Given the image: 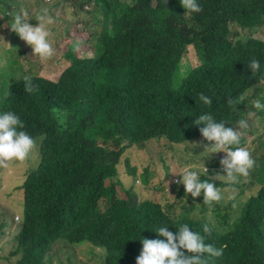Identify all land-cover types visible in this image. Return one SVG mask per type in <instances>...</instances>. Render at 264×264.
Masks as SVG:
<instances>
[{
  "label": "trees",
  "instance_id": "trees-1",
  "mask_svg": "<svg viewBox=\"0 0 264 264\" xmlns=\"http://www.w3.org/2000/svg\"><path fill=\"white\" fill-rule=\"evenodd\" d=\"M37 1L33 25L38 15L69 4V16L93 43V58H77L71 43L61 52L67 67L58 66L61 60L50 65L58 82L41 77L38 58L9 28L23 2L0 0V112L13 111L35 140L25 161L0 166V187L11 172L23 176L14 178L18 205L0 203V264L14 257L16 264H135L139 238L156 239V228L175 232L182 224L221 250L203 264H264V135L256 136L264 112L252 106L264 97V69L248 70L252 59L264 66L258 35L264 0H197L202 11L196 14L185 13L179 0ZM191 56L183 73V59ZM25 77L36 91L24 90ZM201 93L212 99L210 106L198 102ZM205 111L240 133L238 147L255 163L235 183L213 175L223 199L210 206L196 197L204 215L195 218L190 194L171 183V172L192 165L218 172L224 153L207 158L208 142L192 123ZM240 119L246 129L238 127ZM142 152L157 171L148 163L142 172L132 165L143 160L134 155ZM246 178L251 182L242 187ZM137 179L146 192L163 183L167 189L158 199H139ZM255 183L258 192L229 225L235 201H225ZM205 224L213 228L210 235ZM9 239L13 246L6 254Z\"/></svg>",
  "mask_w": 264,
  "mask_h": 264
},
{
  "label": "clouds",
  "instance_id": "clouds-1",
  "mask_svg": "<svg viewBox=\"0 0 264 264\" xmlns=\"http://www.w3.org/2000/svg\"><path fill=\"white\" fill-rule=\"evenodd\" d=\"M45 2L51 3L50 0H45ZM63 4L61 5L62 8L69 9V4ZM179 4L185 10V13L196 14L202 11L197 0H179ZM54 9L57 10V8ZM37 12L34 9L29 11V13L27 11L17 13L11 18L9 28L21 41L30 46L33 56L37 57L38 60H45L53 55L49 26L54 23V20L46 11L36 17L37 23L33 25L31 23L35 19ZM28 16L32 18L28 20L26 18ZM72 23L76 24L73 20ZM75 27L76 25L73 27L74 32ZM262 69H264V66L261 65L260 61L256 59L249 61L248 70L252 74H256ZM24 90L29 93L36 91V86L27 77L24 79ZM262 99L264 97L257 98L252 102L256 112H264ZM198 102L204 106H210L212 99L201 93L198 95ZM228 103L231 104L232 100H228ZM252 115L254 113L250 112L249 116ZM192 123L199 127L200 136L204 141L208 142L203 145V154H206L207 158L211 154L224 153L221 154L224 156L221 158L219 166L223 174L217 173L216 178L227 183H235L237 177L248 175L255 162L250 158V154L246 149L238 147L240 144V133L236 129L225 126V122L217 121L213 115L206 111L197 115ZM237 124L240 129L248 127V123L244 119L238 120ZM23 128L22 120L13 111L0 112V166L12 160L25 161L35 147V140L27 132L23 131ZM199 146H201L199 143L193 144V147ZM194 169V165L192 168L183 169L180 173V179L177 181L178 184L183 186L184 193L190 194V201L192 202L196 197L201 196L203 204L210 206L221 201L223 199L221 190L215 183L211 182L212 174L210 168H200V172ZM201 174L206 178L201 179ZM249 182L251 180L246 178L242 187ZM259 188L255 183L251 191L238 192L233 197L235 200L231 198L228 199V202L235 201L233 208H241L253 196L251 192L256 194ZM196 208L198 206L195 205ZM19 220L20 218L16 219L17 222ZM228 223L229 225L234 223V215L232 219L228 220ZM212 231L213 228L209 227L208 224L203 226L205 234L210 235ZM154 232L157 236L156 239L139 238L142 247L139 255L135 258V264H203L206 255L219 257L222 254L220 249L214 247L211 243H206L205 237L199 232L193 231L188 224L180 225L175 232L169 231L165 226L156 228ZM6 264H8L7 261Z\"/></svg>",
  "mask_w": 264,
  "mask_h": 264
},
{
  "label": "rangeland",
  "instance_id": "rangeland-1",
  "mask_svg": "<svg viewBox=\"0 0 264 264\" xmlns=\"http://www.w3.org/2000/svg\"><path fill=\"white\" fill-rule=\"evenodd\" d=\"M23 2V11H27L29 13V11L36 9L37 11L39 10V4L35 2V0H21ZM22 11V12H23ZM70 14V10L69 9H64L62 8V6L60 5L57 10L53 11L50 16L53 18L54 23L52 24V30H51V35H50V44L53 48V55L45 60H39L38 62V66H37V70L40 73V76L49 80H52L54 82H58L59 80V73L56 71L55 73L52 72V70L50 69V65L53 66H57L59 63V60H61V64H59L58 66L60 68H66L67 67V61H63V55H61V52H66V49L68 47V45L71 43L74 44L75 48V55L77 58H82V59H91L93 57L92 55V46L93 43L91 41H88L84 34H82V32H84V25L82 24H74L72 23V20H74L73 18H71L69 16ZM28 20L32 17L28 16L26 17ZM74 25H76V30L74 32L73 27ZM258 35L264 39V30H259L258 31ZM195 58L191 57H184L183 59V63H182V69H183V73H186L187 71L190 70L191 64H190V60H194ZM33 61V60H32ZM41 67L45 68V70H43ZM264 135V128L258 129L256 136L260 137ZM151 151V150H149ZM148 151V152H149ZM146 152H142L140 153H135L134 155H139L141 156V159L143 158V160H138V161H134L132 163V165H135L136 167H138V169L140 170V172H142V170L144 168H146L148 166V169L153 172V171H157V168L155 166V163L153 161V159L150 156L147 155H143ZM10 163H15V160L10 161ZM148 163V164H147ZM131 165V167H132ZM192 166H188L189 168H192ZM216 170L218 171L217 173H220L221 175L223 173L221 170V167H219V165L215 166ZM177 167L174 166L172 167V176L174 177V180L171 181L172 184L174 185H179L177 183V181L180 179V173L181 172H176ZM15 170V169H14ZM217 173L212 174L216 175ZM14 178H16L15 180L21 181L23 179V176L21 173H19L18 171L15 172H11L7 178L8 182H5L1 185V189L0 190V203L2 205H6L8 206V208H13V206H17L18 205V198H17V194L14 193L13 191L16 188L17 182L14 181ZM161 181L160 177H154V182L157 183ZM153 182L150 184L152 185ZM109 185V184H108ZM131 185V184H130ZM166 184H159L158 188H155L153 190H150L148 192H146L143 187L141 186V182L139 179L136 180L135 182V188H136V195L139 198H143V199H148V198H155L158 199L159 194L161 190L167 189V186H165ZM134 187V186H133ZM238 192H240L238 190ZM118 193L120 195H122V197H124V195L118 191ZM255 192H251V195H254ZM169 192L167 193V198H170L169 196ZM139 198V199H140ZM232 200H235V198H232ZM227 201H225V203H227ZM189 204H195L196 206H198V208L195 209L194 212V217L198 218L201 217L204 213L201 212L202 210V203H201V199H196L193 200L192 202H188ZM104 205V204H102ZM236 208V207H235ZM240 208H236L235 213L236 215L234 216V218L240 216ZM17 216H21L20 214H18ZM18 228V227H16ZM15 228V229H16ZM13 231V229H12ZM11 231V232H12ZM10 242V245L7 244L5 247V251L6 254H8L11 251V248L13 246V239H9L8 240ZM4 247V244L2 245V248ZM19 257H14L12 259L11 264H16V262L18 261ZM3 264H6V262H4Z\"/></svg>",
  "mask_w": 264,
  "mask_h": 264
}]
</instances>
